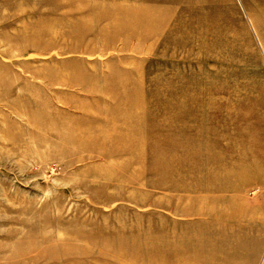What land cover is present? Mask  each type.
Returning <instances> with one entry per match:
<instances>
[{"label":"rangeland","instance_id":"1","mask_svg":"<svg viewBox=\"0 0 264 264\" xmlns=\"http://www.w3.org/2000/svg\"><path fill=\"white\" fill-rule=\"evenodd\" d=\"M0 264H264V0H0Z\"/></svg>","mask_w":264,"mask_h":264}]
</instances>
